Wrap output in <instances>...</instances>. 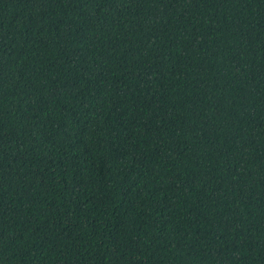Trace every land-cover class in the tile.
<instances>
[{"label":"trees","instance_id":"16d2710c","mask_svg":"<svg viewBox=\"0 0 264 264\" xmlns=\"http://www.w3.org/2000/svg\"><path fill=\"white\" fill-rule=\"evenodd\" d=\"M0 264H264V0H0Z\"/></svg>","mask_w":264,"mask_h":264}]
</instances>
